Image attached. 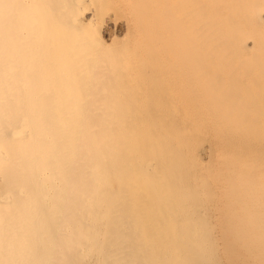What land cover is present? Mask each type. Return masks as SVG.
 Listing matches in <instances>:
<instances>
[{
  "label": "bare ground",
  "instance_id": "bare-ground-1",
  "mask_svg": "<svg viewBox=\"0 0 264 264\" xmlns=\"http://www.w3.org/2000/svg\"><path fill=\"white\" fill-rule=\"evenodd\" d=\"M218 231L264 252V0H0V264H220Z\"/></svg>",
  "mask_w": 264,
  "mask_h": 264
},
{
  "label": "rangeland",
  "instance_id": "rangeland-1",
  "mask_svg": "<svg viewBox=\"0 0 264 264\" xmlns=\"http://www.w3.org/2000/svg\"><path fill=\"white\" fill-rule=\"evenodd\" d=\"M117 24L118 23H116L115 25L116 28L114 27L116 31L119 30L121 27L120 24H118L119 28L117 29L118 27ZM103 35L102 36L106 40L110 38L106 34H103ZM261 233H263L264 235V232L261 231ZM241 235L246 240L248 236V231L244 229ZM213 238L217 244H221V246L229 247L228 252H227V257L221 258L220 264H229L231 262L237 263V264H240L239 262H241V264H264V252L263 253L261 252L259 256H255L254 252L256 250L255 249L249 250L246 241L243 243L242 248L232 247L231 245L235 238L234 234L229 233V232L218 231V232L213 233Z\"/></svg>",
  "mask_w": 264,
  "mask_h": 264
}]
</instances>
